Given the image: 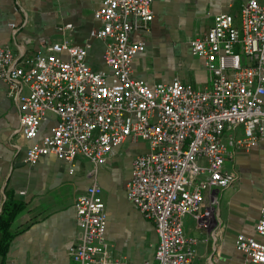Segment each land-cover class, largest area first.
Segmentation results:
<instances>
[{"label":"built area","instance_id":"built-area-1","mask_svg":"<svg viewBox=\"0 0 264 264\" xmlns=\"http://www.w3.org/2000/svg\"><path fill=\"white\" fill-rule=\"evenodd\" d=\"M153 1L101 0L93 12L99 26L89 37L104 41L103 68L88 63L90 43L54 42L21 58L0 44V80L18 107L19 133L34 140L25 151L29 165L53 156L72 166L83 157L95 174L127 139L146 143L125 182L126 198L158 237L153 260L141 264H193L198 240L184 232L186 215L207 230L203 241L214 251L208 263L215 264L224 224L217 198L204 206L203 191L230 187L236 175L225 162L264 141V4L244 0L237 22L220 12L189 41L191 55L208 72L206 83L194 87L180 78L148 83L134 77L133 62L145 44L131 35L153 19ZM10 27L14 32L15 24ZM44 122L49 125L41 133ZM74 206L78 236L68 249L71 263L130 264L111 253L100 184H89ZM234 248L245 263L264 264V207L254 233H238Z\"/></svg>","mask_w":264,"mask_h":264},{"label":"crops","instance_id":"crops-1","mask_svg":"<svg viewBox=\"0 0 264 264\" xmlns=\"http://www.w3.org/2000/svg\"><path fill=\"white\" fill-rule=\"evenodd\" d=\"M243 1L233 0L228 4L226 0H154L153 19L146 29L134 31L131 39L144 42L142 38L146 35L144 44L147 62V46L153 41L163 38L165 34L168 36V43L175 50L181 44L180 38H177L180 30H189L190 35L184 48L175 51V56L184 53L181 59L184 73L174 74L163 80L157 76H149L147 71L146 76L144 72H137L135 62L141 56L144 57V49L134 59V77L148 83L170 82L173 78H180L194 87L204 85L208 80V72L203 60L191 55L189 41L206 32L214 15L220 12L230 13L237 22ZM100 4L101 0H0V44L8 46L16 58H21L39 51L45 52V46L54 42L69 40L80 45L90 43L87 50L88 63L94 70L101 69L104 67V41L89 37V31L99 26L93 18V12ZM11 23L15 24L14 32L10 27ZM65 24H71L72 28L61 31L59 27ZM48 125V122H44L40 132L43 133ZM18 130V107L7 96L6 83L0 80V215L3 214L8 194L23 204L10 225L14 235L5 256L0 255V264H72L68 249L78 236L75 200L89 184L97 181L102 188L104 202L111 206L110 198L104 191L105 188L114 186L107 178L106 170L112 157L95 174H92L93 169H82L80 159L86 160L83 157H78L72 166L53 156L44 157L37 164L29 165L25 162V151L34 140L25 139ZM70 168L73 169L72 172L69 171ZM224 168L235 173V182L225 189L203 191L204 206L212 197L217 198L218 217L224 224L215 264H248L234 248V239L238 233H254V225L264 207V141L249 150H237L232 159L225 162ZM130 173L123 180V195L133 206L125 194V182ZM133 208L137 210L134 206ZM114 211L116 210L111 211V214ZM118 214L119 219L113 222L107 216L105 234L111 244L112 255L125 257L130 264L153 260L158 237L152 223L144 218L146 257L143 261L140 258L135 260L133 256L137 252L132 247L137 244L143 248L144 236L137 233L132 237L130 231L125 235L118 232L117 230L127 228L123 221L128 218L121 209ZM118 222L123 225L119 224L120 227H117ZM183 227L187 235L198 240L194 246L196 256L193 264H209V257L214 251L210 242L203 241L207 230L198 226L190 215L184 216ZM2 230L0 223V234ZM113 243L118 248L115 252Z\"/></svg>","mask_w":264,"mask_h":264},{"label":"rangeland","instance_id":"rangeland-1","mask_svg":"<svg viewBox=\"0 0 264 264\" xmlns=\"http://www.w3.org/2000/svg\"><path fill=\"white\" fill-rule=\"evenodd\" d=\"M261 4H264V0H258ZM236 9V7H235ZM211 10L209 9V13ZM189 30H180V35L177 36L181 44L178 45L179 48L174 50V47L171 46V43H168V36L163 34V38H158L149 46H147V55L149 59L146 62V46H145V54L144 57L141 56L135 62V70L138 72H144L146 76V71L149 76L160 77L163 80L171 78L174 74L183 75L184 70L181 67V59L184 53H179L178 56H175V51L177 52L180 48H184L185 41L187 37L190 35ZM146 43V35L142 38ZM146 45V44H145ZM146 148V143L139 140L138 142H133L127 139L124 143H122L119 147H117L111 157L108 165L106 166L107 178H109L114 186L105 188L104 194L110 198L111 206L106 204V212L109 221H116L119 219L120 215L118 214V210L121 209L125 216L128 218L124 219L123 223L126 225V229L117 230L122 234H129L131 236H135V234L139 233L140 236H144V245L143 248L139 247L137 244L132 247L134 251H136V256H133L134 259H143L146 257V220L141 215V213L133 208V206L126 201L123 195V180L127 177L131 171V160L133 156L137 153H140ZM82 161V169L84 168L86 171L93 169V165L84 160ZM103 168V166L98 167L97 170ZM106 171V172H107ZM15 172V171H14ZM131 174V173H130ZM13 176V175H12ZM106 178V179H107ZM104 199V198H103ZM105 201V200H104ZM108 202V200H107ZM109 204V203H108ZM117 206V207H116ZM114 211L111 214V211ZM117 223V227H120V224ZM109 228L107 229V233ZM131 239V238H130ZM114 245V252L118 250V248Z\"/></svg>","mask_w":264,"mask_h":264},{"label":"trees","instance_id":"trees-1","mask_svg":"<svg viewBox=\"0 0 264 264\" xmlns=\"http://www.w3.org/2000/svg\"><path fill=\"white\" fill-rule=\"evenodd\" d=\"M23 208V204L16 199H13L11 195H7L5 205L3 207V214L0 215V223H2L3 230L0 234V255L5 256L9 243L13 238V230L10 227L17 213ZM16 232V231H15Z\"/></svg>","mask_w":264,"mask_h":264}]
</instances>
